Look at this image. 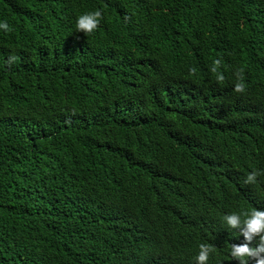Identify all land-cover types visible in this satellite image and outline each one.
I'll return each instance as SVG.
<instances>
[{
    "label": "trees",
    "instance_id": "16d2710c",
    "mask_svg": "<svg viewBox=\"0 0 264 264\" xmlns=\"http://www.w3.org/2000/svg\"><path fill=\"white\" fill-rule=\"evenodd\" d=\"M5 18L0 264H197L201 243L235 264L224 216L264 209V176L244 182L264 0H0Z\"/></svg>",
    "mask_w": 264,
    "mask_h": 264
},
{
    "label": "clouds",
    "instance_id": "9594fccd",
    "mask_svg": "<svg viewBox=\"0 0 264 264\" xmlns=\"http://www.w3.org/2000/svg\"><path fill=\"white\" fill-rule=\"evenodd\" d=\"M103 19L102 11H88L80 14L76 20L77 32L85 35L92 33ZM0 30L9 31L8 20L0 19ZM15 60V56L9 58V62ZM238 89L240 86H237ZM264 176V170L254 169L246 176L245 183L255 184L257 178ZM224 222L232 229H238L240 234L234 238L231 245V260L235 264H264V209L253 208L232 212L224 216ZM213 249L205 243L199 245V252L194 257L197 264H207Z\"/></svg>",
    "mask_w": 264,
    "mask_h": 264
}]
</instances>
